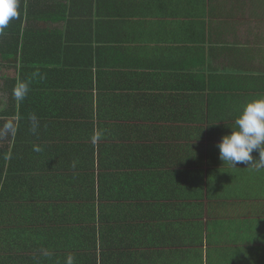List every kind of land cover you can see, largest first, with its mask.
I'll use <instances>...</instances> for the list:
<instances>
[{
  "label": "trees",
  "instance_id": "1",
  "mask_svg": "<svg viewBox=\"0 0 264 264\" xmlns=\"http://www.w3.org/2000/svg\"><path fill=\"white\" fill-rule=\"evenodd\" d=\"M18 4V18L0 32L12 39L0 51L2 89L9 93L8 106L0 110V254L9 250L1 262L141 264L136 241L163 229L146 222L155 209L145 203L165 197L151 191L171 186L173 193H190L179 198L205 197L200 193L213 175L204 178L211 172L203 171L209 161L203 141L211 137L204 122L212 111H192L188 130L159 139L151 124L160 112L166 116L160 105L168 101L155 83L156 71L131 67L130 52L117 50L124 39L114 43L109 36L101 45L94 16L69 22L68 35L49 27L51 20L34 13L32 4ZM29 7L34 14L26 15L33 31L28 37L17 28ZM66 17L63 12L59 18ZM46 36L51 47L40 43ZM22 86L27 92L18 99ZM97 87L98 112L109 114L111 125L102 127L95 111L63 110L67 98L74 103L75 90L83 97L84 89ZM95 124L103 131L96 136L94 127H84ZM190 228L196 233L199 227Z\"/></svg>",
  "mask_w": 264,
  "mask_h": 264
},
{
  "label": "crops",
  "instance_id": "2",
  "mask_svg": "<svg viewBox=\"0 0 264 264\" xmlns=\"http://www.w3.org/2000/svg\"><path fill=\"white\" fill-rule=\"evenodd\" d=\"M18 2L32 4L34 13L51 20L49 27L59 26L68 35L73 33L68 23L87 15L95 17L92 29L101 45L109 36L113 42L116 37L124 39L115 44L117 50L130 52L131 67L141 66L143 72L156 71L155 83H159V91L166 97L164 104L168 101V105H160L166 116L163 118L160 112L156 124H151L159 139L168 134L172 137L178 128L188 130V114L192 117V111H212L204 122V127L211 129V137L203 141L209 159L203 171H211L205 172L204 178L213 175L210 186L200 193L205 197L179 198L190 197V193L180 188L173 193L171 186H159L151 191L156 197H165L152 200L151 206L145 203L146 207L155 209L152 212L155 218L146 222L163 229L145 233L136 241L140 245H134V255L144 257L141 264H264V167L223 164L216 147L224 135L236 128L235 121L244 107L264 98V0ZM32 7L22 13L24 18L17 28L28 37L33 31L26 27V15L29 11L34 14ZM63 12L66 20L59 18ZM89 12L92 13L88 15ZM45 38L49 39L46 36L40 43L51 47ZM9 40L12 41L0 36V51ZM0 79L4 80L1 76ZM77 91L72 94L74 103H69L67 98L63 110L95 111L102 127L111 125L109 114L98 112V87L93 92L84 89L83 97ZM4 93L9 99V93L3 89L0 98ZM7 106L8 103L0 110ZM84 127L90 131L94 127L95 136L102 131L96 124ZM253 157L258 159L259 153L253 152ZM191 225L199 227L196 233ZM197 237L203 239L197 241ZM8 251L0 254V264H6L1 262V255Z\"/></svg>",
  "mask_w": 264,
  "mask_h": 264
},
{
  "label": "clouds",
  "instance_id": "3",
  "mask_svg": "<svg viewBox=\"0 0 264 264\" xmlns=\"http://www.w3.org/2000/svg\"><path fill=\"white\" fill-rule=\"evenodd\" d=\"M18 8V0H0V32L7 28L10 21L18 18ZM22 88L23 91L15 92L18 99H23L27 92L26 86ZM235 124L236 128L216 145L220 160L223 164L227 162L236 167L252 164L264 167V98L249 102ZM253 152L259 153L258 159L253 157Z\"/></svg>",
  "mask_w": 264,
  "mask_h": 264
},
{
  "label": "rangeland",
  "instance_id": "4",
  "mask_svg": "<svg viewBox=\"0 0 264 264\" xmlns=\"http://www.w3.org/2000/svg\"><path fill=\"white\" fill-rule=\"evenodd\" d=\"M86 17H87V15H86ZM3 85H4V80L0 79V91L3 87ZM7 102H8V94L4 93L0 98V107H5L7 105ZM87 139H89V138H87Z\"/></svg>",
  "mask_w": 264,
  "mask_h": 264
}]
</instances>
